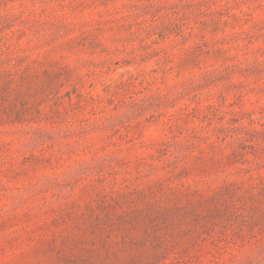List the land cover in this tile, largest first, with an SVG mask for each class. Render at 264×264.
<instances>
[{
	"label": "rangeland",
	"instance_id": "rangeland-1",
	"mask_svg": "<svg viewBox=\"0 0 264 264\" xmlns=\"http://www.w3.org/2000/svg\"><path fill=\"white\" fill-rule=\"evenodd\" d=\"M0 264H264V0H0Z\"/></svg>",
	"mask_w": 264,
	"mask_h": 264
}]
</instances>
